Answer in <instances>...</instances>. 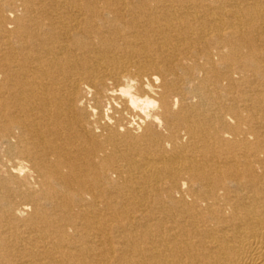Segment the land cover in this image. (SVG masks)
Returning <instances> with one entry per match:
<instances>
[{
    "label": "bare ground",
    "instance_id": "1",
    "mask_svg": "<svg viewBox=\"0 0 264 264\" xmlns=\"http://www.w3.org/2000/svg\"><path fill=\"white\" fill-rule=\"evenodd\" d=\"M0 264H264V0H0Z\"/></svg>",
    "mask_w": 264,
    "mask_h": 264
}]
</instances>
